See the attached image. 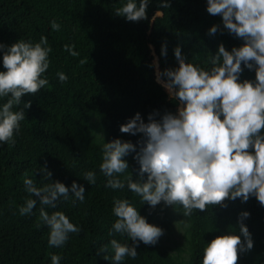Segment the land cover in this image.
Segmentation results:
<instances>
[{
	"label": "trees",
	"instance_id": "obj_1",
	"mask_svg": "<svg viewBox=\"0 0 264 264\" xmlns=\"http://www.w3.org/2000/svg\"><path fill=\"white\" fill-rule=\"evenodd\" d=\"M168 3V8L161 9L163 15L150 22L160 8V0H151L148 19L132 22L114 14L120 0H0V43L7 46L19 39L38 42L43 35L52 48L44 74L49 84L21 97L19 107L23 108L24 102L30 106L23 108L25 120L14 133L15 144H0V264H51L50 253L59 254L61 264H112L104 259L113 254L111 251H98L112 238L127 239L109 234L116 219L112 213L114 197L129 199L150 224L166 215L163 201L152 207L127 187H105L106 178L99 169L102 144L116 138L134 145L142 141L141 133L120 131V125L137 112L146 123L149 114L159 120L165 112H177L178 97L170 95L156 75L178 66L174 48L180 47L186 61L207 68L220 44L231 51L244 43L224 28L219 15L206 11V0ZM52 20L61 25L58 31L51 28ZM213 25L217 32L210 34L208 29ZM65 44H75L79 55L71 56L64 50ZM162 45H166V55H161ZM241 68V81L255 80L254 70L243 64ZM4 70L0 64V71ZM57 72L65 73L68 80L60 82ZM93 118L106 131L100 142L92 136ZM134 155L131 152L124 157L129 167L121 178L128 174L133 181L139 178ZM44 166L52 173L47 180L41 171ZM87 170L96 173L95 184L84 180ZM25 175L37 186L53 181L66 187L73 181L83 185V202L61 199L55 209L45 206L49 213L63 211L80 227L79 233L69 234L62 247L48 244V228L39 219L42 206L38 197L33 194L37 205L31 214H19V206L29 196L23 183ZM224 203L226 207L212 205L186 217L187 262L159 238L154 245L138 242L137 257H125L121 264H201L205 244L225 233L240 234L242 211L250 214L242 222L253 247L238 252L236 264H264V205L255 197L247 201L226 199ZM128 244L132 245L130 239Z\"/></svg>",
	"mask_w": 264,
	"mask_h": 264
},
{
	"label": "clouds",
	"instance_id": "obj_2",
	"mask_svg": "<svg viewBox=\"0 0 264 264\" xmlns=\"http://www.w3.org/2000/svg\"><path fill=\"white\" fill-rule=\"evenodd\" d=\"M150 2L120 0L114 14L132 22L148 19ZM168 7V0H160V8L150 22ZM206 11L219 15L224 28L244 43L231 51L220 44L207 68L186 61L180 47L174 48L178 66L157 71L156 75L169 94L178 97L177 112H165L159 120L149 114L147 123L139 112L135 113L120 125V131L143 134L142 141L137 142L138 150L137 145L119 138L103 142L99 164L106 188L127 187L152 207L161 201L172 207L180 205L185 217L212 205L226 207V199L247 201L255 197L264 205V0H206ZM50 24L56 31L61 27L55 20ZM208 31L216 33L217 26ZM63 48L71 56L79 55L75 44H65ZM51 52L43 35L38 42L19 39L7 46L0 43V64L5 69L0 71V144H15L14 133L19 132L20 121L25 120L23 108L30 106V102H24L20 108L21 97L49 84L44 74L50 66ZM161 55H166V45L161 46ZM242 64L255 71V80L239 79ZM56 75L60 82L68 80L63 72ZM131 152L139 164L136 181L130 174L121 178L129 167L124 157ZM41 171L45 180L52 175L46 166ZM83 178L95 184L97 176L87 170ZM23 183L29 196L19 206V214H31L37 205L33 194L38 197L42 206L39 219L48 228L49 246L62 247L70 233L80 232L63 211L49 213L45 206L55 209L61 199L83 202V185L73 181L66 187L53 181L37 186L28 175ZM112 213L116 219L109 234L127 238L124 242L112 238L99 249L98 252L113 253L104 256L112 264H121L125 257L135 259L138 242L154 245L163 234L162 228L148 223L127 198L114 197ZM249 215L247 211L240 213L239 235L229 232L205 244L201 264H236L238 252L253 247L251 234L242 222ZM49 255L51 264H61L59 254Z\"/></svg>",
	"mask_w": 264,
	"mask_h": 264
},
{
	"label": "rangeland",
	"instance_id": "obj_3",
	"mask_svg": "<svg viewBox=\"0 0 264 264\" xmlns=\"http://www.w3.org/2000/svg\"><path fill=\"white\" fill-rule=\"evenodd\" d=\"M91 122L92 136L97 142H100L106 136V131L101 128L96 118H93ZM165 212V216H160L153 220V225L162 228L163 234L159 238L164 241L174 254H180L181 260L185 263L189 260V256L185 252L186 240L189 237V223L183 215V209L180 206L172 207L166 205Z\"/></svg>",
	"mask_w": 264,
	"mask_h": 264
}]
</instances>
